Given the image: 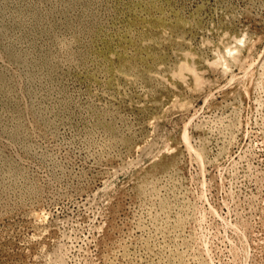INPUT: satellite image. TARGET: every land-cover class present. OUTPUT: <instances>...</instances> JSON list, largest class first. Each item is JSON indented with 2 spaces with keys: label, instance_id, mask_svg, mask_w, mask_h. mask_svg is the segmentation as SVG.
<instances>
[{
  "label": "rangeland",
  "instance_id": "1",
  "mask_svg": "<svg viewBox=\"0 0 264 264\" xmlns=\"http://www.w3.org/2000/svg\"><path fill=\"white\" fill-rule=\"evenodd\" d=\"M0 264H264V0H0Z\"/></svg>",
  "mask_w": 264,
  "mask_h": 264
},
{
  "label": "bare ground",
  "instance_id": "2",
  "mask_svg": "<svg viewBox=\"0 0 264 264\" xmlns=\"http://www.w3.org/2000/svg\"><path fill=\"white\" fill-rule=\"evenodd\" d=\"M236 41H237V40H236ZM231 51H233V50H232V49H230L228 53H230Z\"/></svg>",
  "mask_w": 264,
  "mask_h": 264
}]
</instances>
